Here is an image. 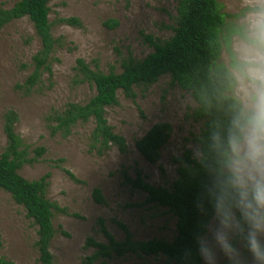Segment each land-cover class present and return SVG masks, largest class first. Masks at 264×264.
<instances>
[{
  "label": "rangeland",
  "instance_id": "374dc122",
  "mask_svg": "<svg viewBox=\"0 0 264 264\" xmlns=\"http://www.w3.org/2000/svg\"><path fill=\"white\" fill-rule=\"evenodd\" d=\"M17 0H0V6L11 8ZM180 0H50L52 33L62 44L51 59L53 75L43 74L41 83L26 96L17 90L33 71V57L41 50L33 23L28 17L10 22L0 30V156L7 145L4 114L13 110L18 115L16 133L33 150L46 151L33 164H25L19 173L28 180H38L50 174L46 196L67 210L55 212L56 234L50 242L53 264H84L94 248H86V240L99 242L98 218L118 240L124 232L115 221L125 224L135 240L163 239L171 241L177 231V218L167 208L142 205L145 194L124 183L121 171L135 177L141 171L153 185L170 189L178 178L176 162L196 142L203 123L192 112L198 106L190 92L162 76L148 87L135 88L134 100L118 92V103L106 108V117L113 131L122 135L126 153L111 146L102 155L91 148L94 121L78 123L64 138L51 133L48 119L61 112L69 103H86L96 93L87 82L80 83L75 71L77 59H83L92 69L104 73L121 72V60L144 59L153 48L144 35L166 40L173 35ZM224 16L222 35L229 37L230 49L236 56L245 45L251 14L261 0H217ZM76 17L81 26L60 23L61 18ZM222 39V38H221ZM218 62L235 66L228 53L227 41H221ZM26 66V67H23ZM233 94V91H232ZM171 126L169 142L161 149L157 164L147 162L138 152L135 142L155 124ZM66 170L80 182L74 181ZM99 188L105 204L93 199ZM37 226L27 217L25 208L17 204L10 193L0 189V258L13 264H41L36 247ZM244 264H251L244 253ZM94 264H100L95 262ZM107 264H166L163 256L128 254L107 260ZM220 264H226L223 257Z\"/></svg>",
  "mask_w": 264,
  "mask_h": 264
},
{
  "label": "trees",
  "instance_id": "16d2710c",
  "mask_svg": "<svg viewBox=\"0 0 264 264\" xmlns=\"http://www.w3.org/2000/svg\"><path fill=\"white\" fill-rule=\"evenodd\" d=\"M49 3L50 0H17L11 8L0 6V30L10 22L28 17L42 44L41 50L33 57V71L16 88L26 96L41 83L43 74L47 73L49 78L52 77V55L57 46L62 44V39L55 38L52 33ZM59 22L81 26L76 17L61 18ZM224 24L225 19L218 9L217 0H180L172 36L166 40L155 39L151 35L143 36L145 42L153 48L144 59L136 60L131 56L123 58L121 72L112 70L109 73L94 70L83 59H77L75 71L79 82L94 85L96 93L86 103H69L63 111L53 112L48 118L51 122V133L66 138L78 123L93 120L92 150L102 155L111 146H115L121 153H126V140L113 131L106 117V108L118 103L119 91L134 100L135 88L151 86L165 75H169L173 82L191 93L198 104L192 114L195 119L202 121V129L213 120H224L228 105L233 101L234 81L229 67L217 61L222 48L221 41H227L228 53L232 58L231 65L237 64L236 56L228 45L230 36L224 38L221 34ZM17 121L18 115L15 111L9 110L4 114L7 145L0 156V189L10 193L37 226L38 262L53 264L49 248L56 234L53 225L54 213L68 212L46 196L50 174L38 180H28L19 173L25 164L38 161L46 149L38 147L32 151L34 155L31 156L30 147L15 131ZM170 137V124L157 123L135 142V146L147 162L157 164L161 158V149L169 142ZM181 161L193 164L189 150L176 159L179 164L178 178L170 189L148 183L140 170L136 171L135 177L129 176L125 169L121 171L124 183L145 194L142 205L167 208L177 218L175 237L171 241L135 240L125 224L115 221L124 232V239L118 240L106 227L104 219L98 218L99 233L106 241L87 238L86 248H94L95 251L85 258L84 264H107L109 259L128 254L161 255L166 259V264H184L181 252L192 244L199 220L194 199L200 188L201 177L185 168ZM66 172L74 181L80 182L70 171ZM92 195L96 203H106L101 189L95 188ZM0 264L13 263L0 258ZM192 264H199L198 257L193 258Z\"/></svg>",
  "mask_w": 264,
  "mask_h": 264
},
{
  "label": "clouds",
  "instance_id": "9594fccd",
  "mask_svg": "<svg viewBox=\"0 0 264 264\" xmlns=\"http://www.w3.org/2000/svg\"><path fill=\"white\" fill-rule=\"evenodd\" d=\"M233 69V101L187 145L201 177L194 199L199 218L184 264H264V0L251 14Z\"/></svg>",
  "mask_w": 264,
  "mask_h": 264
}]
</instances>
